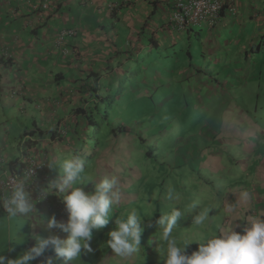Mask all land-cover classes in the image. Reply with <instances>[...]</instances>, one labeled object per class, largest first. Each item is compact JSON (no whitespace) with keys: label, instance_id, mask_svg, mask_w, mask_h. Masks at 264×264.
<instances>
[{"label":"crops","instance_id":"obj_1","mask_svg":"<svg viewBox=\"0 0 264 264\" xmlns=\"http://www.w3.org/2000/svg\"><path fill=\"white\" fill-rule=\"evenodd\" d=\"M231 7L213 28L200 25L178 31L170 25L169 0H0V183L29 160L45 157L48 163L55 157L70 158L69 142H58L56 130H72L74 111L94 85L101 93L129 85L138 98L151 96L146 90L137 91L141 85L187 86L183 99L191 116L190 109L200 110V105L210 110L218 93L243 96L245 86L250 93L244 109L233 97L231 112L217 115L213 131L208 124L201 127L186 150L182 147L174 166L197 171L194 177L205 184L208 194L202 193V186L196 188L210 198L204 209H210L211 217L217 213L222 221L212 231L222 233L237 224L245 226L250 218L264 217V108L259 109L264 107V0H232ZM62 30H73L75 36L58 45L56 38ZM177 47L180 52L175 57ZM161 49L164 57L159 55ZM157 54L174 59L171 78L161 73L152 77L151 71L156 66L161 71L166 63H160ZM143 55L151 60L149 64L142 65ZM191 98L195 102L189 108ZM134 126L136 132L140 125ZM255 138L261 140L260 146ZM24 139L28 140L26 152L21 145ZM126 143L123 138L115 150L131 146L130 140ZM142 163L145 169H153L146 160ZM49 170L52 180L56 179L59 173ZM105 172L101 170L99 176L109 174ZM92 186L89 183L85 191ZM244 191L251 193V199H242ZM140 195L123 193L122 208ZM32 196L38 201V215L66 221L64 211L54 213L47 205L53 206L58 195L44 200ZM130 207L140 208L137 204ZM28 223L33 244L32 237L45 233V226ZM37 260L31 264H41L42 259Z\"/></svg>","mask_w":264,"mask_h":264},{"label":"clouds","instance_id":"obj_2","mask_svg":"<svg viewBox=\"0 0 264 264\" xmlns=\"http://www.w3.org/2000/svg\"><path fill=\"white\" fill-rule=\"evenodd\" d=\"M47 167L59 168L60 171L56 179L41 190L39 199L43 200L53 193L58 195L67 214L66 221H58L55 215L50 218L38 215V201L27 190L31 173L9 180L6 190L0 193V208L10 220L44 225L46 231L51 233L56 230L66 234V238L56 234L46 237L34 235L33 246L15 259L0 255V264H31L41 257V264H57L58 261L61 264H80L81 251H93V230L105 228L114 214L113 209L121 204L120 178L115 174L94 178L86 172V161L81 156L62 160L55 157L47 163ZM89 183L93 185L91 192L74 186ZM241 197L249 200L251 193L244 191ZM168 198H171V189ZM183 216L184 213L179 208H172L170 212L155 219L154 225L152 222L146 224L141 213L132 208L115 218L114 229L107 233L106 247L118 257H130L140 250L146 227L155 226L156 235L161 241L159 252L163 264H264V217L250 218L243 227L237 224L219 235L212 231L202 241L190 242L178 241L173 235L177 222ZM209 219L210 209L205 208L192 216L191 223L199 227ZM237 228L241 230L237 231ZM194 243L197 248L189 251ZM49 252L52 255H45Z\"/></svg>","mask_w":264,"mask_h":264},{"label":"rangeland","instance_id":"obj_3","mask_svg":"<svg viewBox=\"0 0 264 264\" xmlns=\"http://www.w3.org/2000/svg\"><path fill=\"white\" fill-rule=\"evenodd\" d=\"M178 48L180 49V47L175 48V54H173L175 55V57L180 52ZM172 52H174V49L172 50ZM164 53L165 52L163 51V49L159 51V55L163 57ZM153 55H155V53H153ZM159 55L157 54L156 56L158 57L160 63L162 61L166 62L165 67L160 71L158 66H156L151 71L152 77H155L157 73H161L163 77H167L169 79L172 77V72H174L176 68L174 59L162 58ZM199 61L200 59H196V62ZM140 62L144 63L142 65H147L151 62V60L147 59V57L143 55ZM211 69L212 67L208 68V73L209 71H212ZM131 75L132 73L127 76ZM133 78H135V76ZM247 85H253V83H249ZM157 86L158 85L139 86L140 89H138L137 91L146 90L149 94H151V96H145L141 98H138V94L129 89V85H123L120 95L117 94V92L120 91L117 87L115 88L117 89V91H114L115 89H113V94L117 95V98H119L118 100H120V107L118 110H121V112H125V115L121 114L122 119H120L122 123L127 125L126 123L128 122V125H130L133 129L135 128L134 125L139 124L141 125V131L144 133L151 131V138H154L152 139L153 144L151 148L154 149L159 161L162 160L167 163L163 167V170H161L159 164H154L152 166V164L146 160L148 162V165L153 168L148 169L146 172L142 161L139 162L137 160L136 166L141 169V175H143L144 177V182L142 184V187L137 185L134 188L135 191L132 187L131 190L126 188L125 191L126 193L132 191V193L136 192L137 195L141 194V197H139V200L136 203L140 208L136 209L141 213V215L145 219L146 224L152 222L154 225L155 219L159 218L161 214L170 212L172 208H181L180 210L184 213V216L177 222V226L173 230V235L178 239V241H202L208 235V233L212 231V229L217 227L219 228L221 226V218L218 217L217 213H214V215L212 217L210 216V219L203 226L197 227L191 223L192 216L196 212L204 209L206 204H208L207 199L210 198L202 194H208L207 188L204 187L205 184H203L202 182H198V180L194 177L196 175L188 171L186 165H182L185 168L179 170L185 173L182 181V173L173 170L175 168L174 163L176 162L179 153L182 152V147H184L186 150V144H188L189 139L200 132L201 127L208 124L213 131V126H215L214 120H216L217 115L220 113L222 114V112H231L230 109L232 107L229 105V103L233 97V102L236 104L240 103L241 105L239 106L244 109L243 104L245 102V96L247 101V97L250 91L244 86L245 92H243V96H239L236 92L230 91L227 93H218V96H216L211 103L210 110H208L209 107L200 105L198 108L201 111L190 109L192 114L191 116L188 114V110L184 105L185 101L183 99L184 94L182 90H185V92H187V86H184V89L179 87V85H176V83L159 87V89H157ZM241 86L242 85H239V87ZM193 102H195L193 98L188 101L189 108L194 106ZM203 104H206V101H204ZM262 108L264 107H259V109ZM196 117L197 120L194 119ZM217 120H219V118H217ZM261 124L264 125V122H262ZM57 130H59L58 133L56 132V140L58 142L68 139V136H66L68 133L66 129H61V127H59ZM242 130L243 132L245 131L244 128H242ZM219 138L220 136L218 137V139ZM255 141V144L257 146H260L261 140L255 138ZM197 142L198 144H202V138H199ZM132 162L133 159H131L130 164H132ZM59 171V168L53 169L54 173H59ZM171 171H173L174 174ZM125 175L129 176V174ZM167 175L168 178L165 180L163 187L160 189L162 191V196L160 194L159 197L158 189L152 192H148L151 188L150 186H148L149 183H151L153 180H158L160 176L166 177ZM172 176H174L173 181H171ZM205 176L207 177L206 174ZM180 182H182V185L186 186L188 189H191L193 186L196 188L197 186H202L200 187V189L203 192L199 193L196 191L197 193L195 194V200L197 199L196 201L199 202L201 199L202 203L194 204V202L192 205L184 204V198L179 196V193H176L174 188L175 183ZM87 185L74 186L81 187L85 191ZM138 189L139 192H137ZM169 189H171L170 199L168 198ZM131 196H134V194H132ZM135 200H137V197L135 198ZM160 202L162 206L160 205ZM193 205H195V208H193ZM132 208L134 207L128 206L122 208V205L120 204L113 210L114 214L110 218V223L105 228L100 230H93L91 240V247L93 251L88 252L82 250L79 257L80 264H105L109 255L114 256L113 259L109 260L110 264H163L161 254L159 252L161 241L156 235L157 229L155 226L146 227L144 233L142 234L140 250L130 257H118L113 254L109 248L106 247V241L108 239L107 233L114 229L115 225L113 221L117 217L116 215L119 216L121 214H126ZM116 209H118L119 213H117ZM217 212H219V208H217ZM28 227V222L22 223L20 220H10L8 219L7 214L0 210V255H4L7 259H15L28 249V245L33 246L34 242L32 244L31 239L29 238L30 233H27ZM57 233L58 231L56 230H53L51 233L49 231H46L41 236L46 237L49 234L57 235ZM59 235L61 236V238H63L64 236L61 235L60 232ZM64 238H66V235ZM196 248L197 245L194 243L189 247V251L195 250ZM49 255H52V253H49ZM39 259L40 258H38L37 263ZM41 259L43 260L42 257ZM57 264H61V262L58 261Z\"/></svg>","mask_w":264,"mask_h":264},{"label":"trees","instance_id":"obj_4","mask_svg":"<svg viewBox=\"0 0 264 264\" xmlns=\"http://www.w3.org/2000/svg\"><path fill=\"white\" fill-rule=\"evenodd\" d=\"M122 87L123 85H118L117 88L120 90L117 92L118 95L121 94ZM114 91H117V89ZM117 97V95L113 94V91L101 93L100 87L94 85L91 90H89L88 98L83 101L82 106L77 107L74 111L75 121L73 122L72 130L67 133L69 137L67 140L69 142L70 158L72 156H81L84 158L86 161V171L88 170L91 172L94 177L99 176V172L102 170L103 172L107 171L109 174H115L119 178H124L127 182L122 183L121 181V192L123 194L126 193L125 190L128 187H133V189L137 185L142 187L144 177L141 175V169L136 166L137 160L139 162L143 159L147 160L152 166L154 164H159L161 170H163V167L167 163L162 160L159 161L154 149L151 148L153 143L150 141L154 139L151 138V132H142L141 125L135 132L122 123L121 119L124 112L118 110L120 107V100H118L119 98ZM123 138H127V143L124 145H129L130 140L131 146L125 148V150H115L116 145L120 143ZM183 155L184 154L180 157L184 158ZM131 159H133L132 164H128ZM96 166L98 170L97 174L95 172ZM147 170L148 169H145L146 172ZM173 170L181 172L179 170H182V167L175 166ZM188 171L193 174L197 172L190 169ZM171 172L173 173V171ZM181 173L183 181L185 173ZM125 174H129V176ZM167 178L168 175L166 177L160 176L156 181L153 180L148 185L151 187L148 192L158 189L159 197L160 194L162 196V191L160 189L163 187ZM173 180L174 176L171 177V181ZM182 184V182L175 183V187H173L175 188V192L179 193V196L190 201L187 204H191V202L192 204L194 202V204L202 203L201 200L199 202L196 201L197 199L195 200V194L197 193L196 187L193 186L191 189H188ZM212 187L213 186H209L211 190ZM91 191H93V186L89 189V192ZM137 192H139V189ZM138 200L139 198L137 197V200L127 205V207L135 205ZM160 205L162 206L161 202ZM216 233L217 235L220 234L219 229H216ZM111 257L113 258L114 256Z\"/></svg>","mask_w":264,"mask_h":264},{"label":"built area","instance_id":"obj_5","mask_svg":"<svg viewBox=\"0 0 264 264\" xmlns=\"http://www.w3.org/2000/svg\"><path fill=\"white\" fill-rule=\"evenodd\" d=\"M169 2L170 25L173 29L178 31H185L200 25L213 28L216 24H218L221 14L226 9L232 8V0H169ZM73 36H75V32L73 30H62L57 35L56 42L58 45H61L63 41ZM56 132L58 133L59 130ZM27 142V139L21 141L23 152H26ZM29 173H31V177L27 190L32 195L35 194V197L39 199L41 187L45 186L49 181H52L51 172L47 167L45 157H42L38 161L29 160L22 168L16 169L15 172H9L6 179L0 183L1 189L3 191L6 190L8 182L11 178L22 177L23 175ZM47 205L54 211V213L61 211L65 212L64 205L59 196L54 199L53 206L50 205V202H47ZM0 209L3 210L2 208Z\"/></svg>","mask_w":264,"mask_h":264}]
</instances>
